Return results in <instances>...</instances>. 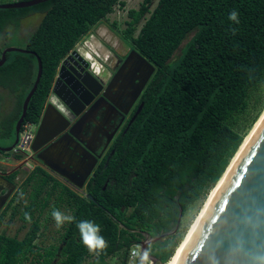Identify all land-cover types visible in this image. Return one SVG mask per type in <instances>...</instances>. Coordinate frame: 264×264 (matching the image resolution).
I'll list each match as a JSON object with an SVG mask.
<instances>
[{
  "label": "trees",
  "instance_id": "16d2710c",
  "mask_svg": "<svg viewBox=\"0 0 264 264\" xmlns=\"http://www.w3.org/2000/svg\"><path fill=\"white\" fill-rule=\"evenodd\" d=\"M153 2L143 0L138 9H130L124 31L132 48L156 67L141 96L143 110L117 137L109 164L106 158L89 182L87 192L93 200L67 187L57 188L60 194L53 210L63 202L70 204L75 220L67 222L61 243L44 254L39 251L34 264H110L117 254H122L121 264H129L130 250L140 244L145 231L153 237L173 231L181 208L185 213L207 197L244 140L246 134L236 128L237 114L247 109L250 93L264 82V0H159L151 11ZM118 3L125 4L49 0L25 8H0V41H5L0 57L14 35L8 26L18 29L25 17L45 13L18 46L31 52H10L0 67L1 86L15 92L28 83L17 103L19 116L11 125L13 139L37 77V56L43 61V75L24 123L40 121L62 60L94 25L108 19ZM233 11L239 13V23L229 19ZM147 13L150 16L134 36ZM48 183L40 176L22 211L26 234L22 238L0 234V264H26L36 256L41 216L57 190L49 191ZM85 220L100 227L104 249L89 251L83 244L77 223ZM177 233L149 246L160 264L170 260L182 240Z\"/></svg>",
  "mask_w": 264,
  "mask_h": 264
},
{
  "label": "water",
  "instance_id": "95a60500",
  "mask_svg": "<svg viewBox=\"0 0 264 264\" xmlns=\"http://www.w3.org/2000/svg\"><path fill=\"white\" fill-rule=\"evenodd\" d=\"M46 1L49 0L3 3L0 4V8H25ZM90 37L96 36L91 34ZM89 39H85L77 45L72 54L63 61L32 144V150L35 152L45 148L38 155L45 166L57 171L84 194H86L85 184L98 162V155L89 145L85 147L86 152L78 151L73 141L79 142V127L85 124L84 118L87 112L94 110V114L98 115V110L101 107H93L97 102H93V100L99 96L105 86H113L119 81L124 83L126 89L118 96V100H122L128 95V87L135 84L134 92L131 93L133 96L130 105L125 110L119 108L120 111L128 114L135 101L143 94L156 69L153 63L133 49L111 80L113 72L107 58L102 57L96 51ZM15 51L31 52L18 46H9L2 52L0 67L6 63L8 54ZM37 59V77L24 101L22 114L16 126L14 144L10 147L0 146V151H11L19 142V134L26 119L30 100L43 75V61L39 56ZM132 67L134 76L129 81V70ZM145 67H149L147 76L141 80L140 74ZM115 102L118 104L116 100ZM143 107L144 102L133 114L125 132L136 120ZM76 118H78L77 121H75ZM66 130L69 138L73 140L72 142L65 140L64 135L59 137ZM115 133L116 130L111 133L110 138ZM55 138H58L57 143L52 146L53 144L49 143ZM53 150H56L57 153ZM69 151H75L78 159L69 161L71 160ZM114 153L115 150L112 154ZM11 184L0 174V188ZM10 193V190L0 192V209ZM86 197L94 199L92 194H86ZM183 215V208H181L179 221L173 231L153 238L148 235L146 239L140 241V257L147 256L143 264H148V261L153 264L160 262L159 258L149 253L148 247L176 234ZM178 264H264V124L216 197Z\"/></svg>",
  "mask_w": 264,
  "mask_h": 264
},
{
  "label": "flooded vegetation",
  "instance_id": "af4514ba",
  "mask_svg": "<svg viewBox=\"0 0 264 264\" xmlns=\"http://www.w3.org/2000/svg\"><path fill=\"white\" fill-rule=\"evenodd\" d=\"M90 36H91V34L89 36L85 37L84 39H82L79 42V44H81L85 39L90 38L89 42L92 45L95 44L96 47L98 48V49H96V51L102 57L107 58L108 63L111 66L110 68L113 72L112 76L110 77V79L112 80V78L115 77L116 73L121 68L125 59L127 58V56L130 54V52L132 50L119 51L116 48H109L108 49V48H105L104 44L101 41L99 43H97L98 45L96 43H94V40H96L97 38L96 37H90ZM101 48H103L104 53L102 52L103 50L100 51ZM73 50H71V52L62 60L60 66L57 70V74L55 76V79L53 81V87H54L55 83L57 82L59 70L62 66L63 61L66 60L72 54ZM147 68H149V67H145L144 68L145 71L140 74L141 80L146 78L147 71H148ZM129 75H130V77H129V81H130V79L132 80L133 76H134L133 75V67L129 70ZM119 83H118L119 85L115 84V85L110 86V87L105 86L102 89L99 96L93 100V102L97 101L95 103L96 106L94 105L93 107H95V108L101 107V108L98 110V115L94 114L95 113L94 110H89V112H87V114L84 118L85 124L79 127V129H80V131L78 133L79 142L73 141L71 138H69V136L67 135V132H68L67 130L64 131L62 134H60V136H59V137H61L64 135L65 140H68L69 142L73 141L75 143L78 151L86 152L85 147H86V145H89V147L93 148L97 152L98 162L95 165V168L93 169V172H92L91 176L89 177V179L87 180L85 187H84L86 194H89L87 192L88 184L91 181V179L93 178V176L95 175L96 170L98 169V167L103 163V161L106 158H107V162L110 160V158L113 155L112 152L115 150V149H113V147H114V143H115L117 137L119 136V134L124 129H126V127L129 123L130 119L132 118L133 114L136 112L137 108L142 103L140 101L141 96H142V94H141L139 96V98L135 101L133 106L131 107L128 114H125L123 111H120L119 108H121L122 110H125L130 105V103L132 101V96H133L131 93L134 92L135 84H132L131 87L130 86L128 87L129 89L127 92L128 95H126L127 97H123L122 100H118V96L120 95V93L121 92L124 93L126 91V89L124 87V83L120 82V81H119ZM53 87H52V89H53ZM52 89H51V91H52ZM8 90L11 91L10 88ZM50 94H51V92H50ZM50 94L47 98L44 110L41 114L40 123H41V119L43 117L45 108L48 104ZM0 96H1V93H0ZM100 97H102V98H100ZM115 100L118 102V104L115 102ZM102 107H104V108H102ZM105 108H106V110H104ZM123 117H124V119H123ZM19 119H20V117H19ZM77 120H78V118L75 119V121H77ZM121 120H123V121L120 124ZM17 123H18V121H17ZM22 127H23V125H22ZM22 127H21V129H22ZM115 130H116V133L114 134V136L112 138H110L111 133ZM2 131H3V133L0 136L6 137V134H7L6 130L2 129ZM14 135H15V137L13 139V132L7 134V137L10 138V140H11L10 146H12L14 144V141L16 139V132ZM58 138L53 139L49 144H53L52 146H55ZM1 147H7V146L2 145ZM44 149L45 148H42L41 150L36 151V152L33 150H31L30 152H25V151H18L16 149V146H15V148L11 151H0V154L4 155L6 158H10L11 160L18 162V164L14 165V166H8V167H5L4 169L0 168V174L2 176H4L9 182L12 183L11 185H4L2 188H0V192L3 190H7V191L10 190V192H11L7 201L4 203V205L0 209V224H2L3 222H6L5 227H6L7 231H8V229L9 230L12 229L14 221L18 220L21 222V225L16 228V232H21L22 231L21 228L26 229V232H27L28 227L24 226V223L21 219V215H22V211L25 209V206H27L31 201V195L34 191V187H35L36 183L40 180V176H43L45 179L49 180V183H48L49 191L53 190V189H57V188L59 189L60 187L63 186V187H67V188L77 192L78 194L86 196V194L82 193L72 182L67 180L65 177H63L61 174H59L57 171L45 166L44 163L41 162V160L38 158V155ZM53 151L55 153H57L56 150H53ZM69 153H70V159H71L69 161H74V160L78 159V155L75 151H69ZM6 154H9V155H6ZM107 162H106V166H107ZM62 167L64 168V166H62ZM3 188H5V189H3ZM29 189H31V190H29ZM21 193H23V196H21ZM43 217H44V215L41 216V220L43 219ZM26 232H25V234H26ZM0 234H2V233H0ZM148 235H150V232L145 231L142 240L146 239L148 237ZM13 236H18V235L15 234ZM150 238H153V236H150ZM48 248L49 247L47 246L44 249H38L36 246L35 247L36 256H38L37 253L39 251L44 254ZM59 255H60V252H58V257H59ZM140 259H141V257L139 256L138 257L139 264H140ZM56 262H57V260H56Z\"/></svg>",
  "mask_w": 264,
  "mask_h": 264
},
{
  "label": "rangeland",
  "instance_id": "374dc122",
  "mask_svg": "<svg viewBox=\"0 0 264 264\" xmlns=\"http://www.w3.org/2000/svg\"><path fill=\"white\" fill-rule=\"evenodd\" d=\"M17 1H25V0H0V4L17 2ZM122 1L125 2L124 5H121V7L116 5L115 11L109 14V18L107 20H102L101 22L94 25L91 28V30L82 39L89 36L90 34H94V36H96L97 38L96 40H94V43L96 42L99 43L101 41L104 44L105 48L108 49L116 48L119 51L132 50L133 48L131 41L125 38V34H124L125 29L128 27L127 21L130 20L128 16V12L130 9L133 8L138 9L141 3L143 2V0H122ZM158 2L159 0H154V2L150 7L151 11H153L157 7ZM44 15L45 13L43 12H37L25 17L22 20L21 25L18 29H16V27L13 25L8 26L7 31L9 32V34L11 35L14 34L9 39L8 43L11 46L23 45L24 40L42 22ZM149 16L150 13H147L145 18L139 23L134 33V36H137L139 34L140 29L145 22V19ZM16 32L18 33V36ZM4 44H5L4 40L0 41L1 46H4ZM93 45L95 49H98L95 44ZM100 50H103V48H101ZM178 54H180V51H178L177 55ZM27 86L28 83L20 86L21 89L20 91L22 92L25 88H27ZM3 93L6 95V102H5L6 107L4 106L3 108L4 109L7 108L8 111V103L10 106L11 103L17 98H19L21 94L10 92L7 95L6 92ZM1 96L5 99L3 95ZM263 110H264V82L261 84V86L258 89H255L250 93L249 105L247 109L244 112L237 114L238 121L236 128L239 129L241 132L247 134L249 130L252 128L253 124L255 123V120H257V118L260 116ZM5 128H6L5 125L1 124L0 133L3 132L2 129L4 130ZM5 143H6L5 138L0 136V146L4 145ZM59 191L60 190L57 189L56 192L54 193L52 202L50 206L46 209L44 217L42 219L43 226L40 231V235L35 240V244L38 249H44L47 246L50 247L52 245H59L61 243V238H62L61 236L64 232L67 222H65L61 227H57L56 221L52 217L53 205L58 200V195L60 194ZM206 198L205 199L202 198L197 202L191 204L189 208L186 210L181 221L179 233H177L178 236H182V235L183 237L185 236L189 227L191 226V224L193 223V221L201 211ZM72 208L73 207L70 204L63 202L58 210L66 215H72ZM5 223L6 222L0 224V233H5L10 236L17 234L20 238L24 236L26 229L21 228L22 229L21 232H16V228L21 225L20 221L15 220L12 229L10 230L8 229V231L5 227ZM37 259H38L37 256H31L30 259L26 262V264H32V263L34 264L36 263ZM121 262H122V254H117L110 258V264H121ZM148 264H153V263L151 261H148ZM157 264H160V262H158Z\"/></svg>",
  "mask_w": 264,
  "mask_h": 264
},
{
  "label": "bare ground",
  "instance_id": "6f19581e",
  "mask_svg": "<svg viewBox=\"0 0 264 264\" xmlns=\"http://www.w3.org/2000/svg\"><path fill=\"white\" fill-rule=\"evenodd\" d=\"M99 31H100V29H99ZM110 38H111V36H110ZM144 71L145 70H143L142 72H144ZM263 124H264V110L262 111L260 116L257 118V120L255 121V123L253 124V126L249 130V132L244 136V140H243L241 146L239 147L237 153L233 157L229 167L227 168V170L225 171V173L223 174L221 179L218 181V183L209 192L201 211L199 212V214L197 215V217L195 218V220L193 221V223L189 227L187 233L185 234V236L183 237L181 242L177 245L172 257L167 262V264H178L181 257L183 256L184 252L186 251L187 247L189 246L192 239L194 238L196 232L198 231L200 225L202 224L204 218L206 217L208 211L210 210L212 204L214 203L216 197L220 193L221 189L223 188V186L227 182L228 178L232 174L233 170L235 169V167L239 163L240 159L244 155L245 151L248 149L249 145L251 144V142L253 141V139L255 138V136L257 135V133L259 132V130Z\"/></svg>",
  "mask_w": 264,
  "mask_h": 264
},
{
  "label": "clouds",
  "instance_id": "9594fccd",
  "mask_svg": "<svg viewBox=\"0 0 264 264\" xmlns=\"http://www.w3.org/2000/svg\"><path fill=\"white\" fill-rule=\"evenodd\" d=\"M229 19L231 21L239 23V13H237L236 11L231 12L229 14ZM21 196H23V193H21ZM52 217L56 221L57 227H61L65 222L71 223L75 220V217L66 215L57 209H54L52 211ZM25 219L30 222V214L25 213ZM77 227L80 231L82 242L89 249V251L104 249L106 247V241L101 235H99L100 227L97 224L85 220L78 222ZM133 255H136V253H133ZM146 259V255L141 257V264H143Z\"/></svg>",
  "mask_w": 264,
  "mask_h": 264
},
{
  "label": "crops",
  "instance_id": "0c3cea01",
  "mask_svg": "<svg viewBox=\"0 0 264 264\" xmlns=\"http://www.w3.org/2000/svg\"><path fill=\"white\" fill-rule=\"evenodd\" d=\"M8 89H9L8 87H4V86L0 85V93H1V95H3L5 97V99H4L2 96H0V127H1V124L5 125V127H6L5 130H6L7 134L12 132L11 125L19 116V110L17 107V103H18L19 98L14 100L10 106L8 103V111H7V108H5V109L3 108L4 106L6 107V105H5L6 95L3 92H6L8 95L11 92ZM20 90L21 89L19 88L15 92L12 91L11 93L21 94L23 91L21 92ZM2 133L3 132H1L0 135ZM7 134H6V137H4L6 140V143L4 144V146L9 147L11 145V140H10V138L7 137ZM6 155H9V154H6ZM16 164H18L17 161H13L10 158H6L4 155L0 154V168L1 169H4L5 167H8V166H14Z\"/></svg>",
  "mask_w": 264,
  "mask_h": 264
},
{
  "label": "built area",
  "instance_id": "2783aa9c",
  "mask_svg": "<svg viewBox=\"0 0 264 264\" xmlns=\"http://www.w3.org/2000/svg\"><path fill=\"white\" fill-rule=\"evenodd\" d=\"M117 6L121 7V4L118 3ZM115 8H114V11H115ZM79 42L76 44V46L79 44ZM39 125H40V121L39 122L28 121L23 124V127L19 135V142L16 145V149L18 151L30 152L32 150V144L35 139L36 132H37ZM140 247H141L140 244H136L131 248L129 257H128L129 264H139L138 257L140 256V253H141ZM133 253H136V255H133Z\"/></svg>",
  "mask_w": 264,
  "mask_h": 264
}]
</instances>
